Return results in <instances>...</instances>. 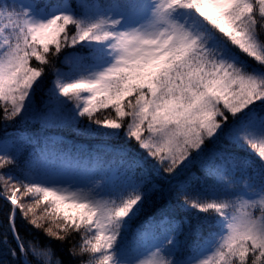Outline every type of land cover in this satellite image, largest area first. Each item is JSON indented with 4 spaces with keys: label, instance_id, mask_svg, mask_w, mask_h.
Returning a JSON list of instances; mask_svg holds the SVG:
<instances>
[{
    "label": "snow or ice",
    "instance_id": "6c2138e0",
    "mask_svg": "<svg viewBox=\"0 0 264 264\" xmlns=\"http://www.w3.org/2000/svg\"><path fill=\"white\" fill-rule=\"evenodd\" d=\"M0 123L101 141L0 140V264H264V0H0Z\"/></svg>",
    "mask_w": 264,
    "mask_h": 264
},
{
    "label": "trees",
    "instance_id": "16d2710c",
    "mask_svg": "<svg viewBox=\"0 0 264 264\" xmlns=\"http://www.w3.org/2000/svg\"><path fill=\"white\" fill-rule=\"evenodd\" d=\"M66 51H70V49H67ZM58 67H63L59 62L57 63ZM51 76L49 75L46 80V84L43 88V90L38 93L37 99L39 100L40 95L42 96L43 92H46L47 87L49 86V82L51 80ZM43 98V96H42ZM20 132H27L28 135L34 136L37 140L36 143H23L19 140L18 133ZM8 136L10 139L16 140L19 145H21V158H27L34 150H37L41 147H43V138L44 137H61L63 139V143L58 145V147L67 149L68 147L72 146L75 147L76 145H84L87 149L92 150L94 147L98 146L101 141L98 139H88L84 136L78 135L76 132H72V130H68V128H42L38 123L35 124H29L26 127L21 124H11L7 129H5L3 123H0V140H2L5 136ZM114 145H119L122 143H125L124 139L121 138L119 140L111 141ZM128 146L135 152H139V148L136 145L135 141H129ZM9 211V205L6 203V201L2 198H0V238H3V236L8 235L6 232V215ZM204 215V214H201ZM21 223V231L24 232V227ZM192 226L195 227V225L198 223L196 219H193L191 221ZM135 226V225H134ZM30 227V226H27ZM207 229H205L206 231ZM189 229L186 227L185 232L187 233ZM38 236L43 243H48V238L44 236L43 232H39ZM8 238L10 239V235H8ZM183 238V237H182ZM192 237L189 236V240H191ZM52 246L55 249L56 256L62 259L65 264H78L79 257L76 259H73V257L69 254V249L73 246L78 245L79 243V237H75L71 240H67L64 242L60 241H52Z\"/></svg>",
    "mask_w": 264,
    "mask_h": 264
},
{
    "label": "rangeland",
    "instance_id": "374dc122",
    "mask_svg": "<svg viewBox=\"0 0 264 264\" xmlns=\"http://www.w3.org/2000/svg\"><path fill=\"white\" fill-rule=\"evenodd\" d=\"M70 51H71V49H70ZM63 67H65V70H66V66H63ZM47 91V90H46ZM42 96H44V92L42 93ZM42 96L40 95V98H39V100L37 99V102L39 103V101L42 99ZM83 125H81V127H82ZM65 128H68V130H72V132H75L74 130H73V128H71V127H65Z\"/></svg>",
    "mask_w": 264,
    "mask_h": 264
}]
</instances>
